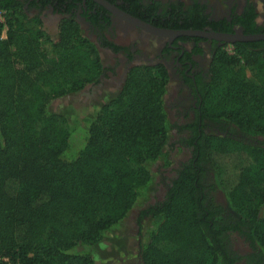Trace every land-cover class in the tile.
Returning <instances> with one entry per match:
<instances>
[{"label": "trees", "instance_id": "16d2710c", "mask_svg": "<svg viewBox=\"0 0 264 264\" xmlns=\"http://www.w3.org/2000/svg\"><path fill=\"white\" fill-rule=\"evenodd\" d=\"M0 9V264H95L91 248L149 193V166L170 164L165 73L132 69L70 155L72 130L49 104L97 82L96 49L75 22L63 21L46 50L37 20L14 0ZM214 62L215 118L264 138V42L235 44ZM210 150L209 187L186 169L164 202L141 211L151 216L142 264H264V139H229ZM232 235L247 245L244 254L232 249Z\"/></svg>", "mask_w": 264, "mask_h": 264}, {"label": "flooded vegetation", "instance_id": "af4514ba", "mask_svg": "<svg viewBox=\"0 0 264 264\" xmlns=\"http://www.w3.org/2000/svg\"><path fill=\"white\" fill-rule=\"evenodd\" d=\"M14 1L29 20L39 22L46 37L56 40L61 23L73 21L95 47L102 71L95 84L83 88L86 95L94 88L118 93L136 67L165 73L162 104L171 125L168 138L172 141L168 145L172 166L167 168V176L159 174L163 197L144 209H154L164 202L173 182L186 169L191 168L202 186L209 187L213 175L203 153L211 151L216 142L235 139L253 144L264 139L245 135L227 119L217 120L211 102L217 55L232 54L235 44L264 42L227 43L217 36L264 35V0ZM188 32L200 35H184ZM177 151L182 159L175 162L171 157ZM143 210L135 209L127 215L133 220L139 260L140 237L151 219L148 213L140 217Z\"/></svg>", "mask_w": 264, "mask_h": 264}, {"label": "rangeland", "instance_id": "374dc122", "mask_svg": "<svg viewBox=\"0 0 264 264\" xmlns=\"http://www.w3.org/2000/svg\"><path fill=\"white\" fill-rule=\"evenodd\" d=\"M2 31L3 27L1 32ZM43 36L41 44L46 50H48L50 44L54 42V38L48 39L47 37V39H45L46 36ZM82 90L83 88L77 93L65 95L59 99L52 100L49 104V110L53 113L62 114L65 118L66 129L72 130V132H70L69 141L71 142L73 137L74 141H72L68 150L70 155H76L80 148L82 149L86 138V132L84 129L88 125V121L92 119L95 111L115 94L114 90L106 88L91 89L90 91H87V95L85 91L83 93ZM171 141L172 140L169 137L167 144ZM211 144H214V142ZM213 147L215 148L216 146ZM169 156H171V154H169ZM171 158L173 161L178 162L182 159V154L177 151ZM160 164L162 163L158 161V163L155 162L149 166V170L152 174V185L146 198L139 202L138 207L135 208L136 210H143L146 205L159 202L160 198L163 197L164 187L160 184L159 176H167V168L172 166V162L167 166L164 164L161 166ZM221 165H223V162H221ZM213 197L219 203L222 202V196L218 191L214 192ZM132 221V218L127 216L118 228L107 233L91 248V255L95 264H142L139 259H136V238L133 233L134 227L132 226ZM150 227L151 224L148 222L143 229L140 242L145 241L146 231ZM229 239L231 240L232 249L237 254L242 255L247 251V245L239 237L232 235Z\"/></svg>", "mask_w": 264, "mask_h": 264}, {"label": "water", "instance_id": "95a60500", "mask_svg": "<svg viewBox=\"0 0 264 264\" xmlns=\"http://www.w3.org/2000/svg\"><path fill=\"white\" fill-rule=\"evenodd\" d=\"M178 34V33H175ZM180 34V33H179ZM184 35H193L197 36L200 35V33L197 32H188ZM203 37H206L204 35ZM217 38L221 41L227 42V43H233L235 41H243V42H252V41H258V40H264V35H254V36H234V35H218Z\"/></svg>", "mask_w": 264, "mask_h": 264}, {"label": "built area", "instance_id": "2783aa9c", "mask_svg": "<svg viewBox=\"0 0 264 264\" xmlns=\"http://www.w3.org/2000/svg\"><path fill=\"white\" fill-rule=\"evenodd\" d=\"M0 24L3 27V31L1 32L0 38H4L5 36V20H4V11L0 10Z\"/></svg>", "mask_w": 264, "mask_h": 264}]
</instances>
